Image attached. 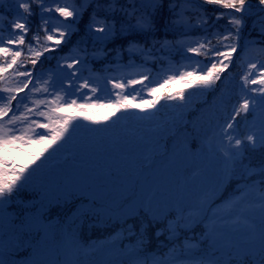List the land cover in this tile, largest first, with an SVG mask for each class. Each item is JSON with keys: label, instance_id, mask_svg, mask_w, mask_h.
<instances>
[{"label": "trees", "instance_id": "1", "mask_svg": "<svg viewBox=\"0 0 264 264\" xmlns=\"http://www.w3.org/2000/svg\"><path fill=\"white\" fill-rule=\"evenodd\" d=\"M44 3L63 23L53 29V39L46 34L49 21L41 16ZM263 7L264 0H0V22L12 27L23 12L28 24L17 49L0 58V90L18 69L50 68L77 52L92 64L84 72L99 75L114 72L103 66L116 60L158 66L147 50L170 51L177 61L197 53L203 60L163 87L150 105L120 104L106 112L85 108L55 118L49 127L42 119L33 137L21 127L17 145L0 142V264H22L37 250L61 243L64 231L74 235L72 214L82 204L113 208L108 215L84 214L75 231L83 250L113 235L142 254L163 256L171 245L178 252L196 245L204 251L208 209L227 198L229 226L257 229L264 215V144L254 147L247 140L253 112L244 106L249 83L243 45L247 40L250 50L264 52V9L255 12ZM94 21L111 25L110 32L96 37L87 27ZM168 42L172 45L165 49ZM233 132L244 141L237 157L227 145ZM153 144L158 153L139 159L141 147L149 151ZM178 154L182 159L173 165ZM157 163L162 171L150 196L154 190L179 194V214L169 202L161 214L147 206L132 217H117L131 195L127 179L136 173L139 184L143 169ZM209 168L214 180L205 186ZM197 177L201 183L194 194ZM186 194L194 196L183 203ZM46 214L61 218L57 236L37 241L33 225ZM171 217L178 221L176 231L168 227ZM120 229L123 238L116 234Z\"/></svg>", "mask_w": 264, "mask_h": 264}, {"label": "rangeland", "instance_id": "2", "mask_svg": "<svg viewBox=\"0 0 264 264\" xmlns=\"http://www.w3.org/2000/svg\"><path fill=\"white\" fill-rule=\"evenodd\" d=\"M42 12L43 17H48L51 23L47 34L48 38L52 39L55 33L51 28H59L63 25L60 21L61 16L58 17L48 8H44ZM95 23L88 27L97 31L98 36L109 32L110 25ZM1 25H3L2 22ZM27 28L28 24L22 13H19L12 28L6 27L3 30L0 28V58L6 56L9 51L17 49V43L26 36ZM244 47L249 82L245 108L253 112L247 139L249 144L260 147L264 144V52L252 51L246 45ZM84 56V53H74L56 61L49 69L38 73L31 69H18L7 78L6 88L0 91L1 143L6 146L17 145L21 127H25V132L33 137L36 134L35 131L39 129L37 124H40L44 118L47 121L45 125L49 127L55 122V118L60 119L63 115L85 108L106 112L121 103H129L135 108L150 105L161 88L171 84L172 81L179 80L185 72H192L202 64L195 58H192L194 61L191 62L174 61L170 52L163 53L161 56L155 53L152 58L159 61L158 67L144 60L133 59L126 63L117 60L113 65L105 64L106 69L113 66L116 73L109 72L100 76L96 72L82 74L84 68L91 67V64L84 60ZM243 142L239 134L231 133L228 145L233 156L237 157L243 152ZM127 146V144L122 145L124 148ZM144 148V146L141 147L143 150L139 158L143 156ZM175 156L173 165L178 164L182 159L181 154ZM160 165L162 164L157 163L152 167L144 168L139 184L134 182L138 177L136 173L127 179L131 195L123 203L122 211L117 217L123 216L122 219L132 217L147 205L152 214L156 215L163 213L168 208L169 202L174 209L177 208L179 194L176 196L171 192L170 196H163L164 194L156 191L151 199L147 198L157 184L155 179L161 174ZM260 170L261 168L256 171ZM214 171L212 168L208 169L206 178L203 180L205 185L213 181ZM200 182L201 179L198 177L192 182L195 185L194 194H197L196 189ZM192 196L194 195L186 194L182 202L186 203L187 200L192 199ZM118 200L117 198L112 200L111 205L115 206ZM229 204V200L225 199L209 209L207 221L209 247L201 251L199 246L195 250L177 254L172 246L165 251L167 253L164 258L157 252L143 255L135 248L132 249L131 244L121 239L115 241L114 237L107 241L94 240L83 250L75 238V231H79L84 214L95 215L103 212L108 215L113 208L106 205L92 207L82 204L72 214L75 218L74 235L71 232L66 233L60 244L56 246L52 244L51 247L37 250L36 253L26 257L23 264H122L125 257L132 258L136 264H230L232 256L238 257V260L243 262L237 264H264V216L252 233L244 228H231L229 222L226 224L229 217L227 215ZM58 222H60L58 215L37 217L33 225L34 233H38L37 241L48 240L47 237L55 239ZM168 224L171 231L176 230V221L170 220ZM117 233L122 237V230H118ZM34 240L35 238L29 241L34 242ZM0 254L4 256L1 251Z\"/></svg>", "mask_w": 264, "mask_h": 264}]
</instances>
